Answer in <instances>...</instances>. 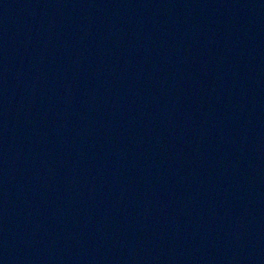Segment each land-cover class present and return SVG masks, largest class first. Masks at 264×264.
<instances>
[{
	"label": "water",
	"instance_id": "obj_1",
	"mask_svg": "<svg viewBox=\"0 0 264 264\" xmlns=\"http://www.w3.org/2000/svg\"><path fill=\"white\" fill-rule=\"evenodd\" d=\"M0 264H264V0H0Z\"/></svg>",
	"mask_w": 264,
	"mask_h": 264
}]
</instances>
